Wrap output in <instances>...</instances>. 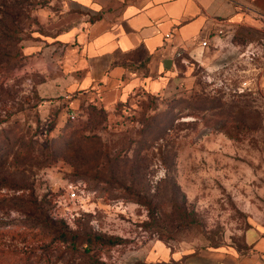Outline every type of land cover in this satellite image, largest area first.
<instances>
[{
    "label": "rangeland",
    "instance_id": "obj_1",
    "mask_svg": "<svg viewBox=\"0 0 264 264\" xmlns=\"http://www.w3.org/2000/svg\"><path fill=\"white\" fill-rule=\"evenodd\" d=\"M69 8L64 0H0V220L25 216L33 193L53 200L56 216L80 235L118 240L43 264H162L176 252L207 247L248 251L264 232V29L239 24L228 50L209 66L188 60L159 92L141 87L110 108L82 103L44 126L47 109L57 112L44 108L40 87L58 72L64 51L53 39L70 26L85 28L75 13L81 10ZM50 42L56 58L48 62L43 50ZM188 94L194 115L180 120L193 127L181 125L178 137L160 146L167 107ZM77 125L96 135L99 153L107 148L110 160L97 153L76 170L62 159V142ZM139 196L152 199L153 210ZM2 246L17 250L24 242L6 236Z\"/></svg>",
    "mask_w": 264,
    "mask_h": 264
},
{
    "label": "crops",
    "instance_id": "obj_2",
    "mask_svg": "<svg viewBox=\"0 0 264 264\" xmlns=\"http://www.w3.org/2000/svg\"><path fill=\"white\" fill-rule=\"evenodd\" d=\"M64 1L81 10L75 13L83 14L85 28L70 26L53 39L64 51L58 72L40 87L47 98L44 108L53 105L57 112L47 109L44 126L55 117L62 122L67 109L82 103L110 108L141 87L159 92L180 76L188 60L209 66L228 50L239 24L264 29V0ZM50 43L43 50L47 61L56 58ZM172 260L162 264H264V232L246 252L207 247L185 256L176 252Z\"/></svg>",
    "mask_w": 264,
    "mask_h": 264
},
{
    "label": "trees",
    "instance_id": "obj_3",
    "mask_svg": "<svg viewBox=\"0 0 264 264\" xmlns=\"http://www.w3.org/2000/svg\"><path fill=\"white\" fill-rule=\"evenodd\" d=\"M16 18L17 16L13 17V23H16ZM15 31L19 33L20 27L17 26ZM21 37L20 34L18 39H21ZM191 108V94L172 99V104L167 107L168 113L164 119V129L157 138L163 141L160 146H167L171 141H174L182 129L180 128L181 125H185L186 128L193 127V121L180 120L182 114L185 116L194 115ZM78 127V125L75 126L68 140L62 142L63 146L60 148L62 159L75 166L76 170H85L84 166H87L89 162L93 163L94 156L97 153L105 157L107 161L110 160L107 148H105L102 154L99 153L96 135H86ZM247 129L252 130L254 127L248 126ZM87 154H90V156L86 157ZM167 157V154L164 155V160ZM163 162L168 171L165 177L168 178L171 171L169 172L168 164L165 161ZM166 178L162 181H167ZM3 185H5L4 182H0V187ZM30 196L31 198L27 199L24 208L25 216L10 222L0 220V260L1 258L2 260H7L9 264H24L25 261L29 262L31 257H34L36 264H43L58 253L62 255L70 254V259H75L78 256L90 254L96 245L110 247L118 243L116 238L103 234H94L87 237L80 235L78 232L72 230L63 218L56 216L52 205L50 206L53 200L39 201L33 193ZM138 199L150 210H153L155 207L152 199L147 196H139ZM156 207L161 209L162 206L160 204ZM6 236H10L16 241L24 242V246L17 250L13 248L4 249L2 244H4Z\"/></svg>",
    "mask_w": 264,
    "mask_h": 264
},
{
    "label": "built area",
    "instance_id": "obj_4",
    "mask_svg": "<svg viewBox=\"0 0 264 264\" xmlns=\"http://www.w3.org/2000/svg\"><path fill=\"white\" fill-rule=\"evenodd\" d=\"M69 116H70V118H72V119H74V118H76V113L75 112H70V114H69Z\"/></svg>",
    "mask_w": 264,
    "mask_h": 264
}]
</instances>
